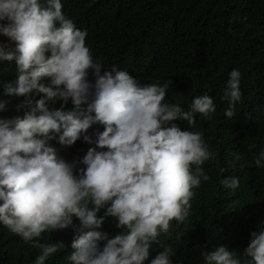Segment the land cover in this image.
<instances>
[{
	"label": "clouds",
	"instance_id": "clouds-1",
	"mask_svg": "<svg viewBox=\"0 0 264 264\" xmlns=\"http://www.w3.org/2000/svg\"><path fill=\"white\" fill-rule=\"evenodd\" d=\"M74 22L62 0H0V36L8 38L0 42V62L17 66L4 92L23 98L16 111L24 110L0 118V224L40 250L34 264H46L65 247L40 243L42 234L73 226L74 217L80 228L71 242L72 264H145L153 244L163 250L150 264H172L173 252L159 237L173 221L188 219L193 190L210 179L203 165L216 155L202 132L182 130L175 121L195 127L196 114L211 120L214 99L196 96L186 111L163 102L171 81L141 84L116 66L102 74L87 31ZM222 100L232 119L243 102L239 70L229 73ZM69 101L75 110H64ZM57 102L61 107H52ZM7 104L0 100V112ZM95 124L104 130L89 135ZM57 136L62 145L82 136L95 146L70 163L49 144ZM254 164L264 169V149ZM220 183L236 190L240 179ZM107 217L121 229L115 236L102 230ZM201 257L203 264H264V227L251 233L242 257L225 246Z\"/></svg>",
	"mask_w": 264,
	"mask_h": 264
},
{
	"label": "trees",
	"instance_id": "trees-1",
	"mask_svg": "<svg viewBox=\"0 0 264 264\" xmlns=\"http://www.w3.org/2000/svg\"><path fill=\"white\" fill-rule=\"evenodd\" d=\"M62 4L64 14L87 31L86 44L103 64L102 74L116 66L141 84L171 81L163 102L179 104L186 111L194 97H213L217 110L211 120L196 114L195 127L175 121L182 130L202 132L216 155L203 165L210 179L193 190L188 219L173 221L159 240L172 250V264H203L201 252L220 246L242 257L251 233L264 227V169L254 164L264 149V0H62ZM0 42L7 43L8 38L0 36ZM16 68L14 60L0 62V100L8 101L0 118L23 115L24 110L16 111L23 98L5 95L3 87L16 78ZM233 69L241 72L243 102L228 119L222 93ZM89 80L95 81L91 70ZM81 107L86 111L87 105ZM64 110L75 107L69 101ZM103 130L95 124L88 134ZM49 144L70 163L95 146L82 136L71 146L60 144L58 136ZM230 177L240 179L236 190L220 183ZM79 228L74 217L73 226L42 234L40 243L65 245L46 264H72L68 257ZM102 230L110 236L121 231L112 217L106 218ZM162 250L153 244L145 264ZM39 253L0 224V264H34Z\"/></svg>",
	"mask_w": 264,
	"mask_h": 264
}]
</instances>
